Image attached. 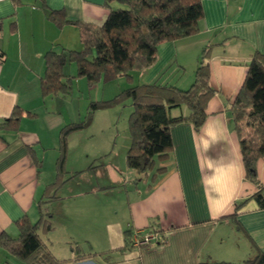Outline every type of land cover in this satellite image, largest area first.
I'll use <instances>...</instances> for the list:
<instances>
[{"label": "crops", "instance_id": "0c3cea01", "mask_svg": "<svg viewBox=\"0 0 264 264\" xmlns=\"http://www.w3.org/2000/svg\"><path fill=\"white\" fill-rule=\"evenodd\" d=\"M201 4L203 17L197 30L161 43L155 63L133 73L132 81L159 78L187 88L202 48L214 44L209 82L215 93L201 127L195 129L187 121L171 127V153L159 163L165 169L153 179L152 172L140 174L129 168L125 153L124 166L114 165L102 183L88 180L83 189L67 190L78 173L98 171L101 165L95 164L99 157L88 152L81 167L67 168L71 138L78 130L72 131L66 141L65 181L48 200L46 188L57 173L60 130L80 118L74 90L70 96H42L44 53L81 47L78 26L57 25L49 11L62 10L69 20L100 25L109 9L103 0H0V234L16 239L18 221L27 217L35 222L40 202L48 200L41 210L49 214L51 229L42 239L56 258L64 260L61 264L240 262L257 250L264 253V208L251 199L235 216L240 227L231 217L235 203L259 189L264 195V157L257 162L259 183L249 181L230 110L252 54L264 53V0H201ZM73 64L65 65V75L76 74ZM117 80L118 92L128 87L123 76ZM14 109L19 112L17 124H1ZM187 111L183 106L171 113ZM129 181L134 185L129 187ZM118 185L125 188L126 206L111 222L103 200L110 202ZM51 204L53 209H48ZM97 219L100 223H95ZM150 227L160 229L162 244L133 245L128 253L122 249L126 229L147 232ZM72 244L87 255L74 256ZM0 264L25 263L0 244Z\"/></svg>", "mask_w": 264, "mask_h": 264}, {"label": "trees", "instance_id": "16d2710c", "mask_svg": "<svg viewBox=\"0 0 264 264\" xmlns=\"http://www.w3.org/2000/svg\"><path fill=\"white\" fill-rule=\"evenodd\" d=\"M109 11L100 25L88 24L65 18L62 10H50L49 17L57 25L64 22L78 26L81 47L79 49H49L44 53V71L40 80L41 94L48 95L72 93V79L86 77L90 84L103 82L123 76L128 87L120 90L111 99L90 102L89 115L85 119L63 126L60 130L55 180L47 186V199H52L65 181L64 157L67 135L85 127L91 118L92 110L107 107L125 98L130 99L132 111L128 116L130 143L126 151V164L140 174H150L153 179L165 166L173 143L170 129L173 125L187 121L199 129L203 124L208 101L215 93L209 82L210 57L214 44L202 48L192 82L187 88L174 83L159 81L132 83L133 73L144 72L157 59L161 43L190 35L197 30L203 17L201 0H103ZM72 62L76 67L74 76H67L64 67ZM187 108L186 114H172L174 108ZM234 131L239 138L240 152L245 169V177L258 184L257 162L264 157V53L255 51L247 65L243 82L230 107ZM19 112L14 109L9 118L1 124L15 126ZM251 199L264 208V195L259 189L253 195L234 204L231 217L237 227L236 214ZM47 200V201H48ZM39 205V218L32 222L23 217L17 223L19 234L16 239L0 234V244L11 253L19 255L25 264H61L64 260L56 258L47 248L42 234L51 229L47 217ZM155 233L153 244H162L165 239L160 229L150 227ZM132 230L124 231L125 243L122 249L133 247ZM74 256L80 253L79 245L72 244ZM199 264H264V253L257 250L253 256L240 262L201 261Z\"/></svg>", "mask_w": 264, "mask_h": 264}, {"label": "rangeland", "instance_id": "374dc122", "mask_svg": "<svg viewBox=\"0 0 264 264\" xmlns=\"http://www.w3.org/2000/svg\"><path fill=\"white\" fill-rule=\"evenodd\" d=\"M73 66L75 65L73 64ZM65 71L67 70L65 69ZM117 79L118 77L114 79L116 81L111 80L106 82L100 80L93 84H90L84 76H77L72 79L73 100H75L74 102L77 105L80 120L85 119L89 115L90 102L105 101L118 93L116 86ZM131 111L130 99L127 98L107 107L92 110L88 124L78 130L74 137L71 138L72 142L70 143L68 152L67 168L81 167L80 165H83L81 164L83 163L81 162L83 161V155L92 152L99 157L95 160V164H101L98 166L100 169L95 172L78 173L70 181V185L65 186L67 190L69 188L72 190L83 189L86 187L88 180H91L93 183H102L107 179V175L113 172L114 165L118 167L124 166V155L130 143L128 116ZM100 173L104 175V178L101 177ZM67 175L71 174L68 172ZM130 185H134L132 181L128 182L129 187ZM112 190L114 193L111 196L114 200L110 197V202L105 203L103 200V204L108 209L109 220L114 222L116 214H120L126 206V192L123 185H118ZM51 207L53 209L54 205H49L48 209ZM95 223H100V219H97ZM144 233L141 232L140 235ZM147 233L149 232L147 231ZM136 234L137 231L132 232V239ZM150 234L155 233L150 232ZM132 250L133 248L131 247L126 250V253Z\"/></svg>", "mask_w": 264, "mask_h": 264}, {"label": "built area", "instance_id": "2783aa9c", "mask_svg": "<svg viewBox=\"0 0 264 264\" xmlns=\"http://www.w3.org/2000/svg\"><path fill=\"white\" fill-rule=\"evenodd\" d=\"M140 234H141V232L137 231V234L132 239L133 240V244L135 246L139 247L141 245L153 244L155 242V239H156L155 234H150V233H147V232H145L143 235H140Z\"/></svg>", "mask_w": 264, "mask_h": 264}]
</instances>
